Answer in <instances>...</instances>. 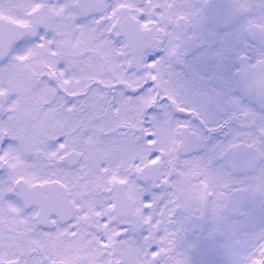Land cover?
Masks as SVG:
<instances>
[{
    "label": "snow or ice",
    "instance_id": "snow-or-ice-1",
    "mask_svg": "<svg viewBox=\"0 0 264 264\" xmlns=\"http://www.w3.org/2000/svg\"><path fill=\"white\" fill-rule=\"evenodd\" d=\"M213 25L227 94L176 71ZM202 223L264 264V0H0V264H192Z\"/></svg>",
    "mask_w": 264,
    "mask_h": 264
},
{
    "label": "flooded vegetation",
    "instance_id": "flooded-vegetation-1",
    "mask_svg": "<svg viewBox=\"0 0 264 264\" xmlns=\"http://www.w3.org/2000/svg\"><path fill=\"white\" fill-rule=\"evenodd\" d=\"M213 4L218 7L228 3V0H212ZM215 38H209L194 46L185 61L177 65L176 71L189 81L197 91L218 92L223 90L227 94L234 91L228 74L230 66L216 58V54L227 51L231 46V33L223 27L213 25ZM215 115H219L218 113ZM208 226V225H207ZM202 224L194 227L187 235V243L191 247H196L200 240ZM207 231V227H206ZM205 231V236H208ZM209 237V236H208ZM214 246V260L218 252L214 239H211ZM194 263V262H193Z\"/></svg>",
    "mask_w": 264,
    "mask_h": 264
},
{
    "label": "water",
    "instance_id": "water-1",
    "mask_svg": "<svg viewBox=\"0 0 264 264\" xmlns=\"http://www.w3.org/2000/svg\"><path fill=\"white\" fill-rule=\"evenodd\" d=\"M206 227L207 224L202 223L199 243L196 247L191 249L192 259L196 264H215L213 261L214 246L212 240L204 235Z\"/></svg>",
    "mask_w": 264,
    "mask_h": 264
},
{
    "label": "rangeland",
    "instance_id": "rangeland-1",
    "mask_svg": "<svg viewBox=\"0 0 264 264\" xmlns=\"http://www.w3.org/2000/svg\"><path fill=\"white\" fill-rule=\"evenodd\" d=\"M209 231H210V228H209V226H207V231H206L207 235H208ZM214 242H215L216 248L218 250V252L216 254V258H215V263L216 264H227L229 257L227 256V254L224 252V250L222 248L223 239L218 237V238L214 239ZM187 244L192 245L190 243H187ZM192 264H194L193 261H192Z\"/></svg>",
    "mask_w": 264,
    "mask_h": 264
}]
</instances>
